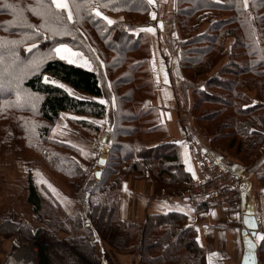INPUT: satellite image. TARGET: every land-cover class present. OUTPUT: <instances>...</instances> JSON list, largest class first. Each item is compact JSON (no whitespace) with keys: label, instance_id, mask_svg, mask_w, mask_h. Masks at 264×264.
Here are the masks:
<instances>
[{"label":"trees","instance_id":"1","mask_svg":"<svg viewBox=\"0 0 264 264\" xmlns=\"http://www.w3.org/2000/svg\"><path fill=\"white\" fill-rule=\"evenodd\" d=\"M70 1L74 22L52 0H0V110L6 105L17 114L29 113L50 126L63 113L105 119L109 129L96 154L105 156L108 163L105 168L98 167L99 179L95 172V178L82 185L86 173L77 161L79 150L58 141L55 145L59 152L48 151V146L44 152L48 165L71 188L70 194L78 204L76 212L69 213L45 185L31 183L27 202L39 227L34 231L28 225L5 220L0 234H18L34 241L36 264H102L96 243L88 239L90 229L113 250L135 251L142 264H206L205 250L193 230L185 226V215H151L144 224L123 221L119 215L126 178L140 181L152 177L166 186L192 185L194 180L182 163L177 143L152 146L149 138L161 130L160 123L153 125L155 119H151L155 113L159 117L158 110L150 106L154 98L150 82L152 42L148 34L133 32L137 29L135 22L149 26L146 21L151 6L146 0ZM96 6L105 15L124 14L129 22L110 26L90 15ZM176 6L166 23L170 27L165 29V41L171 51L177 25L181 40H175V44L179 45L180 64L189 79L198 81L200 76L212 73L216 61L228 51V42L232 43L227 63L203 88L178 83L182 99L187 100L189 90H193L192 113L211 137L212 145L225 147L241 163L250 162L264 145V0H176ZM211 19L209 29L199 32ZM87 37L96 47H103L104 67L113 74L114 102L108 96L107 80H101L104 70L99 71L101 62L90 50ZM60 44L79 50L93 63L97 61L99 72L51 57ZM142 67L148 73L145 81L141 80ZM57 83L79 95L103 99L104 103L76 97ZM139 93L146 99H136ZM249 93H255L257 99ZM2 116L3 136L9 121ZM26 123L20 122L18 128L27 134ZM74 124L93 136L104 129L88 120ZM49 130L39 127V146L52 143ZM84 138L90 139L86 135ZM259 179L264 183V166ZM257 251L259 264H264V237L257 243Z\"/></svg>","mask_w":264,"mask_h":264},{"label":"crops","instance_id":"2","mask_svg":"<svg viewBox=\"0 0 264 264\" xmlns=\"http://www.w3.org/2000/svg\"><path fill=\"white\" fill-rule=\"evenodd\" d=\"M155 9L156 6L151 12L150 25L138 27L133 32L148 34L152 42L150 78L154 99L150 106L158 110L163 134V139L154 142L152 146L164 142L177 143L180 146L182 163L195 179L199 174L198 168L187 146V140H197L219 163L233 169L240 176L244 186V200L242 206L234 211H224L216 207H201L192 196L189 184L166 186L152 177L140 181L129 177L122 184L120 218L123 221L144 224L151 215L183 214L187 217L185 226L193 230L197 243L205 250L206 264H241L245 249L248 247V238L243 234L246 229L245 217L247 215L256 216L259 220L261 231L257 235L256 242L258 243L262 239L260 233H263L264 184H260L259 176L264 166V145L255 152L249 163H241L223 146L214 147L212 145L211 137L197 123L192 113L193 101L190 92V97L185 100L182 99L177 88V83L187 78L180 64L179 45L175 44V40H181L179 28L175 25L174 42L168 58L167 54L158 48L159 41L163 42V36L161 22H159L160 24L156 22L158 16L154 17ZM108 18L113 21L112 24L126 20L124 15ZM212 22V19L205 22L199 32H206ZM154 24H158L156 28L151 27ZM231 45L232 43L229 41L228 51ZM228 51L216 61L212 73L199 77L198 85L206 83L219 68L227 63ZM26 224L34 231L39 227L38 224ZM92 230H89L91 234L88 239L91 238L96 243L102 264H142L135 251L113 250L101 243L98 236H93ZM4 251L7 252V245ZM5 253L0 252L2 264L6 262Z\"/></svg>","mask_w":264,"mask_h":264},{"label":"rangeland","instance_id":"3","mask_svg":"<svg viewBox=\"0 0 264 264\" xmlns=\"http://www.w3.org/2000/svg\"><path fill=\"white\" fill-rule=\"evenodd\" d=\"M146 1L151 6V9L155 8L156 6V9H155L156 14H154V17L158 16L156 19L157 23L161 22L162 36H163V42H164L163 44V42L160 40L158 48H160L164 54H167L166 56L169 58L168 54H169L170 48L166 45L165 39H168V35L165 34V29L169 30V27H170L169 23L168 25H166V23L169 20H171L172 16L174 15L175 9L178 8L176 6V0H158V1L157 0H146ZM66 2L68 3L69 10L72 13V19L70 21L74 22L75 15L73 12L74 8L72 5V2L70 0H66ZM94 8H95L94 9L95 11L91 10V14H90L92 17L96 16V17H100L103 19V17L108 18L111 16L124 15V14L105 15L101 11L96 10L98 6ZM59 10H63L68 15V11L64 9H59ZM97 11L101 13L100 16L96 15ZM149 19L146 21L147 23H149ZM103 20L106 21L107 24H109L107 20L105 19ZM125 21L129 22L128 17H126ZM115 24H118V23L109 24V25L113 26ZM134 25L137 28L141 27L140 22H135ZM156 25L158 24H154L151 27L156 28ZM87 41L89 42L90 50L94 53V55H96V59L100 60L102 68L96 65L98 63L97 61L93 63V61L84 53L80 52L79 50L73 47L67 46L72 52L80 54L78 57H72V59L76 60L77 62L71 63V64L77 65L79 67H82L88 70L98 71L99 70L98 68H100L99 71H101V69L104 70L103 74L101 75V80L103 81L104 79L107 80L106 83L108 85L106 89L108 92V96H110L114 102L115 95L112 89V82L110 80L112 78L111 75L113 74L109 73L107 68L104 67L105 65V62L103 59L104 57L102 56L103 54L100 51L103 47L100 44H98L96 47L95 45L91 43L88 37H87ZM34 45H37V44H34ZM151 46H152V43H151ZM151 46H150V54L152 56ZM27 49H31V47H27ZM63 54L66 56H70V53L68 52H65ZM143 56L145 55L143 54ZM51 57L59 58V56H57L55 52L53 55H51ZM141 58L142 57H140L139 59ZM64 61L68 62L67 60H64ZM85 61L88 62L87 65L82 66L84 65ZM145 70L146 68L144 67H142L140 70L143 73V75H141L142 81H145L146 79H148V73ZM174 72L176 73L175 68H174ZM185 77L187 78L184 80L182 79L181 80L185 82L186 84H189V86L191 87L195 86L199 88L204 87L205 83L201 85H196L198 81H195L194 79L191 80V78L189 79L188 75H185ZM150 82H151V78H150ZM57 84L61 85L62 83H57ZM177 84L176 85L180 93V96H182L183 93L179 86L181 83H177ZM62 85L64 86L63 88L70 90L71 94L76 97L87 98V99H91V100L98 101V102L103 101L104 103L103 99L100 100V99L88 97L85 95H79L72 88L64 84ZM189 92L192 95V101H194L193 90L190 89ZM249 94L253 100L257 99V96L255 93H249ZM24 96L27 98L26 94ZM140 96L141 95L139 93L136 99H140V100L146 99L143 96L140 98ZM1 107H2V110H0V115H3L2 119L3 118L6 119L7 117V121H9L8 122L9 126H8V130L6 131L5 134H3V136L2 134H0V225L5 220L17 223L19 224V226L27 225L26 223L39 225V222L33 213L32 206L27 202V197L30 191L29 188H30L31 183L37 186L41 184L45 185L55 195L58 201L63 205V207L69 213L76 212V207L78 204L76 200L70 194L71 188L66 185V183L64 182L61 176H58L51 171V168L49 167L48 162H47L48 158H46L48 156H46L44 152L48 150V146H50L48 151L59 152L60 150H58L55 145V142L57 141L65 142V143H68L76 147L79 150V153L76 154L77 161L79 165L82 166V168L84 169L86 173L85 174L86 176L84 178L82 185H86L89 181H92L95 178L94 173L97 171H100L98 169L99 159L101 157L106 158L103 155H100V157H98L96 153H97L98 148H100L102 145L101 141L104 136V133L107 132L109 129L107 125V120L105 119L97 120V119H94L88 116H80V115H75L73 113H63L60 116V118L57 120L55 125L50 126L49 124L40 121L39 119H37L36 117H34L33 115L29 113L20 115V114L15 113V110L12 109L11 107L10 108L6 107V105H2ZM108 111L111 112V107L110 108L108 107ZM154 115L155 116L152 117L151 119L152 120L155 119V122L153 125H156L159 123V117H157L156 113ZM79 120L91 121L104 129L102 133H100L98 136H93V134H91L89 131L82 130L80 127L74 124L75 121H79ZM24 121L27 122L26 126H28L29 128V133L27 134L22 133L23 131L22 132L19 131V128H18L20 122H24ZM40 126L50 127L49 134H48L49 140L52 142L50 145L39 146L38 134H39ZM83 134L90 137V139L86 140ZM149 138L152 143L162 140L163 139L162 131L160 130L159 132L153 135H150ZM38 147H40V151L36 152ZM252 157H251V160H252ZM230 170L234 174L238 175L236 171H234L233 169H230ZM111 179H112L111 181H113L114 176H112ZM259 182L260 184H264L260 181V179H259ZM92 233H93V236H97V233L95 230H92ZM90 234L91 232L89 231V235ZM261 236L262 238L264 237V229H263V233H260V238ZM90 240L94 242V240H92L91 238ZM261 240L262 239H260V241ZM6 245H7V252L5 253L4 250L6 249ZM33 250H36L37 252L36 244L34 243V241L25 240L21 235H18V234L16 235H8L4 233L2 235L0 234V252H3L6 254V257H5L6 262L4 264L7 263V259L9 255L13 252L20 254V252L22 251H25V252L29 251L30 253H33L32 252ZM36 260H37V256H36ZM0 264H2L1 259H0Z\"/></svg>","mask_w":264,"mask_h":264},{"label":"built area","instance_id":"4","mask_svg":"<svg viewBox=\"0 0 264 264\" xmlns=\"http://www.w3.org/2000/svg\"><path fill=\"white\" fill-rule=\"evenodd\" d=\"M187 146L199 173L191 185V193L197 204L224 211L239 209L244 200V186L240 177L219 163L197 140L188 139ZM32 252L30 257L24 256L25 251L20 254L13 252L6 264H10L13 255H16L17 259L25 260L27 264H36L37 252Z\"/></svg>","mask_w":264,"mask_h":264},{"label":"water","instance_id":"5","mask_svg":"<svg viewBox=\"0 0 264 264\" xmlns=\"http://www.w3.org/2000/svg\"><path fill=\"white\" fill-rule=\"evenodd\" d=\"M158 1V0H157ZM107 158L101 157L98 161L99 168H105L107 166ZM97 178L101 176V171H97ZM246 229L244 231V236L248 238V247L245 249L244 256L241 264H259V256L257 251L256 238L258 232L260 231V223L256 216L247 215Z\"/></svg>","mask_w":264,"mask_h":264},{"label":"snow or ice","instance_id":"6","mask_svg":"<svg viewBox=\"0 0 264 264\" xmlns=\"http://www.w3.org/2000/svg\"><path fill=\"white\" fill-rule=\"evenodd\" d=\"M52 4H54L55 7H56L57 9H64V10L68 11V19H69V20L72 19V13H71V11L69 10V5H68V3L66 2V0H52ZM96 15H97V16H100L101 13H99V12L97 11V12H96ZM103 19L107 20V22H108L109 24H112V23H113V21L109 20L107 17H103ZM149 31H151V29H149ZM56 34H62V33L57 32ZM52 51H54L55 54H56L57 56H59L60 59H62V60H67L68 63H70V64H71V63H76V62H77L76 60L72 59V57H78V56L80 55L79 53L72 52V51L67 47V45H64V44H60L58 47H55ZM65 52L70 53V56H66V55H64L63 53H65ZM87 63H88V62L85 61V62H84V65H82V66L87 65ZM35 66L38 68V67H39V64L37 63ZM44 79H45V82H46V83L49 82V78H48V77H45ZM52 83L55 84V81H52ZM58 86L61 87V88L64 87L62 84H61V85H58ZM65 91H69V94H71L70 90L65 89ZM101 102L103 103V101H101Z\"/></svg>","mask_w":264,"mask_h":264},{"label":"bare ground","instance_id":"7","mask_svg":"<svg viewBox=\"0 0 264 264\" xmlns=\"http://www.w3.org/2000/svg\"><path fill=\"white\" fill-rule=\"evenodd\" d=\"M30 252H25L24 256L26 257H30ZM16 255H13L12 260L10 261V264H27L25 260L22 259H17V257H15Z\"/></svg>","mask_w":264,"mask_h":264}]
</instances>
